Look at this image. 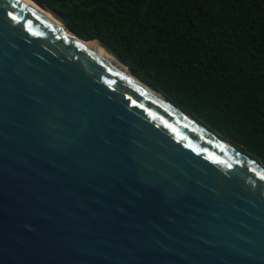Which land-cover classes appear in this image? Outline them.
<instances>
[{
  "label": "water",
  "instance_id": "obj_1",
  "mask_svg": "<svg viewBox=\"0 0 264 264\" xmlns=\"http://www.w3.org/2000/svg\"><path fill=\"white\" fill-rule=\"evenodd\" d=\"M57 24L0 0V264H264V166Z\"/></svg>",
  "mask_w": 264,
  "mask_h": 264
},
{
  "label": "trees",
  "instance_id": "obj_2",
  "mask_svg": "<svg viewBox=\"0 0 264 264\" xmlns=\"http://www.w3.org/2000/svg\"><path fill=\"white\" fill-rule=\"evenodd\" d=\"M41 1L80 40L112 48L132 76L264 166V0Z\"/></svg>",
  "mask_w": 264,
  "mask_h": 264
},
{
  "label": "bare ground",
  "instance_id": "obj_3",
  "mask_svg": "<svg viewBox=\"0 0 264 264\" xmlns=\"http://www.w3.org/2000/svg\"><path fill=\"white\" fill-rule=\"evenodd\" d=\"M23 2L27 3L28 5H30L31 7H33L34 9L37 10V13L42 15L45 18H48L46 16V14L43 12V10L37 6V4H35L32 0H22ZM49 19V18H48ZM53 22H55L56 25L60 26V24H57L58 22L52 19H49ZM88 48L95 53L97 56H99L100 58H102L105 62H107L108 64H110L113 68L119 70L122 73H125V69L122 65H120V63H118L114 58H112V56L110 54H108L107 52H105L102 48L98 47L95 44H88Z\"/></svg>",
  "mask_w": 264,
  "mask_h": 264
},
{
  "label": "rangeland",
  "instance_id": "obj_4",
  "mask_svg": "<svg viewBox=\"0 0 264 264\" xmlns=\"http://www.w3.org/2000/svg\"><path fill=\"white\" fill-rule=\"evenodd\" d=\"M34 2V1H33ZM35 3V2H34ZM37 4V3H35ZM38 6V5H37ZM40 7V6H39ZM41 8V7H40ZM43 10V12L46 14V16L49 18V19H52V20H55L57 21L58 23H61L62 24V19L57 15L55 14L54 12L50 11H45L43 8H41ZM113 58V57H112Z\"/></svg>",
  "mask_w": 264,
  "mask_h": 264
}]
</instances>
